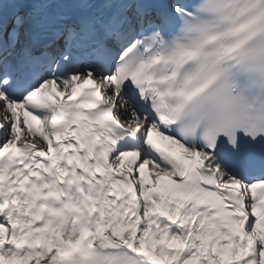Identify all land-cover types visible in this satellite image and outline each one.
Listing matches in <instances>:
<instances>
[{
    "label": "snow or ice",
    "instance_id": "snow-or-ice-1",
    "mask_svg": "<svg viewBox=\"0 0 264 264\" xmlns=\"http://www.w3.org/2000/svg\"><path fill=\"white\" fill-rule=\"evenodd\" d=\"M0 264H264V0H0Z\"/></svg>",
    "mask_w": 264,
    "mask_h": 264
}]
</instances>
